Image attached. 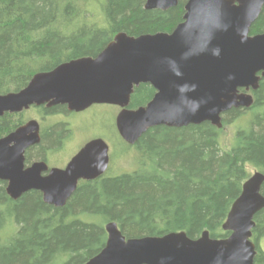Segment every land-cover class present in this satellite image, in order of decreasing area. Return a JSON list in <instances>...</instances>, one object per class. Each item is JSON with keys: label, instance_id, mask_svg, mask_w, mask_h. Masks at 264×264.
Masks as SVG:
<instances>
[{"label": "trees", "instance_id": "1", "mask_svg": "<svg viewBox=\"0 0 264 264\" xmlns=\"http://www.w3.org/2000/svg\"><path fill=\"white\" fill-rule=\"evenodd\" d=\"M146 0H0V94L18 92L32 76L64 62L100 53L118 33L138 37L170 33L182 22L187 0L167 11L145 10ZM96 10V11H95ZM264 33V7L250 35ZM154 90L141 84L130 100L135 109ZM249 109L222 115V128L208 122L181 128L149 129L130 149L136 167L127 173L110 168L94 181L81 182L61 208L43 202L37 191L17 200L0 181V264H85L104 247V225L116 223L126 238L184 232L192 240L207 231L225 239L222 225L244 183L254 172L264 177V79ZM49 117L63 108L31 110ZM246 111L253 117L236 128L228 146L224 130ZM26 111L0 118V138L23 125ZM65 128L41 129L40 142L25 152V164L46 161L58 149ZM264 196V179L261 185ZM254 264H264V209L254 216Z\"/></svg>", "mask_w": 264, "mask_h": 264}, {"label": "water", "instance_id": "2", "mask_svg": "<svg viewBox=\"0 0 264 264\" xmlns=\"http://www.w3.org/2000/svg\"><path fill=\"white\" fill-rule=\"evenodd\" d=\"M177 4L146 0L143 8L164 12ZM263 7L264 0H187L182 22L172 32L138 37L118 33L94 58L61 63L34 74L22 90L0 94V118L33 106L80 112L111 105L120 109L115 129L129 146L157 126L208 122L221 129L223 114L252 106L249 92L264 79V33L250 35ZM141 84L155 93L144 106L131 109V95ZM39 131V123L29 120L0 138V181L13 201L37 191L44 203L61 208L78 181L106 173L109 147L95 138L64 168H49L45 161L26 166L25 152L39 144ZM263 179L254 172L243 183L222 225L230 233L225 239H212L207 231L195 240L184 232L126 239L116 223L108 222L104 247L85 264H254L251 236L254 216L264 209Z\"/></svg>", "mask_w": 264, "mask_h": 264}, {"label": "rangeland", "instance_id": "3", "mask_svg": "<svg viewBox=\"0 0 264 264\" xmlns=\"http://www.w3.org/2000/svg\"><path fill=\"white\" fill-rule=\"evenodd\" d=\"M96 11V10H95ZM118 113V109L111 105H94L87 112L75 117V126L79 131L73 136L71 141L65 144V147L56 157L49 160V166H61L69 160L77 150L83 146L91 138L103 139L109 147L110 170L112 173L120 174L132 171L136 165L134 163L133 152L122 156L123 150L130 149L124 145L115 134L114 118ZM252 112L246 111L242 114L240 120L230 123L225 128L222 136V145L228 146L232 133L236 128H245L252 119ZM25 121L36 120L39 122L40 116L33 111H26ZM46 121H40L42 127H46L49 122L55 118L49 117ZM58 118H56L57 120ZM91 125H94L91 127ZM131 150V149H130ZM261 249L264 251V237L259 242Z\"/></svg>", "mask_w": 264, "mask_h": 264}, {"label": "flooded vegetation", "instance_id": "4", "mask_svg": "<svg viewBox=\"0 0 264 264\" xmlns=\"http://www.w3.org/2000/svg\"><path fill=\"white\" fill-rule=\"evenodd\" d=\"M86 57H90V58H94V55H92V56H86ZM83 58V57H82ZM242 92H244V90L243 89H240V93H242ZM154 93H155V91H154ZM251 95H252V98L254 99V94H253V92L252 91H250L249 92ZM154 95V94H153ZM132 96V95H131ZM92 106H94V105H92ZM91 106V107H92ZM41 107H44V108H46L45 106H41ZM41 107H31V110H37L38 108H41ZM60 107H62L63 108V112H59L58 114H55V115H52V116H49V117H53V118H55L54 119V121H52V122H49L48 124H47V126L46 127H44V128H48V127H51V126H53V125H55V124H62L63 126H64V128H65V131H66V133H65V138H64V140L61 142V144H60V146H59V148L58 149H55V150H48V152H47V158H46V163H47V165H48V167L49 168H52L51 166H49V160L50 159H52L53 157H56L57 155H58V153L59 152H61L62 150H63V148L65 147V144L67 143V142H69V141H71V139L73 138V136L75 135V134H77V132L79 131V129H77L78 127H76L75 126V117H77L78 115H80V114H83V113H85V112H87V110H89V108H91V107H89L88 109H86V110H84V111H80V112H70V111H68L67 110V107L66 106H60ZM130 108V107H129ZM46 109H50V108H46ZM116 109H118V112L120 111V109L118 108V107H116ZM34 112V111H33ZM49 117H40V119H39V127H40V131H39V135H41V129L43 128L42 126L43 125H41V122L42 121H46V120H48L47 118H49ZM56 118H58L57 120H56ZM115 119V118H114ZM41 121V122H40ZM115 121V120H114ZM94 125H91V127H93ZM114 127H115V122H114ZM116 130V129H115ZM95 138L93 137V138H91L89 141H87L83 146H81L78 150H77V152L74 154V155H76L78 152H79V150L80 149H82L87 143H89L90 141H92V140H94ZM29 149V148H28ZM27 149V150H28ZM26 150V151H27ZM73 155V156H74ZM72 156V157H73ZM71 157V158H72ZM70 158V159H71ZM70 159L69 160H67L63 165H61V166H55V167H57V168H64L66 165H67V163L70 161ZM109 168H110V158H109V164H108V169H107V171L109 170ZM92 181H94V180H92ZM81 182H89V181H84V180H80V181H78V183H77V186L79 185V183H81ZM91 182V181H90ZM260 245V244H259Z\"/></svg>", "mask_w": 264, "mask_h": 264}, {"label": "bare ground", "instance_id": "5", "mask_svg": "<svg viewBox=\"0 0 264 264\" xmlns=\"http://www.w3.org/2000/svg\"><path fill=\"white\" fill-rule=\"evenodd\" d=\"M243 184V183H242Z\"/></svg>", "mask_w": 264, "mask_h": 264}]
</instances>
